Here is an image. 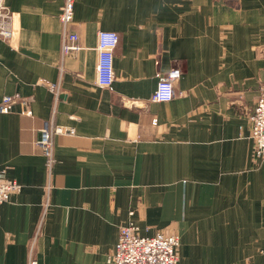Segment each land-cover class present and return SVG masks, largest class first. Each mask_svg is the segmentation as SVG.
<instances>
[{
	"label": "crops",
	"instance_id": "obj_1",
	"mask_svg": "<svg viewBox=\"0 0 264 264\" xmlns=\"http://www.w3.org/2000/svg\"><path fill=\"white\" fill-rule=\"evenodd\" d=\"M2 1L18 33L0 37V102L18 99L0 112V170L21 189L0 204V264H27L33 240L38 264H110L131 222L177 234L178 264H264L249 117L264 83V0H76L81 49L69 55L62 0ZM99 30L119 35L109 87L95 83ZM173 66L172 99L152 101ZM46 121L75 129L53 137L51 178L36 144Z\"/></svg>",
	"mask_w": 264,
	"mask_h": 264
},
{
	"label": "built area",
	"instance_id": "obj_2",
	"mask_svg": "<svg viewBox=\"0 0 264 264\" xmlns=\"http://www.w3.org/2000/svg\"><path fill=\"white\" fill-rule=\"evenodd\" d=\"M76 0H62L59 21L62 26L61 53L69 55L81 49L78 34L69 28L74 19V5ZM18 33L15 16L8 10L0 0V37L5 41H12ZM119 35L114 31L99 30L97 32V60L95 83L100 87H109L114 79L113 60L114 50L118 44ZM182 74L179 66H173L165 71L159 78L156 88L151 95L155 102H167L173 97V83ZM42 84L57 97L59 94V83L41 80ZM16 96L4 95L0 102V112L7 113L17 101ZM21 113L32 115L29 107V100L22 98ZM251 137L254 147L255 158L264 161V83L259 86L258 96L253 110L250 114ZM155 122V119H154ZM75 129L71 126L56 125L51 121L44 122L39 129V136L36 141L44 158L45 170L48 178H51L55 164L53 137L56 134H74ZM47 191L46 199L43 202L44 211L49 207L48 193L52 188L49 180L44 186ZM21 184L16 180L7 181L3 179L0 170V204L6 201L12 192H18ZM41 222L37 228L36 238L40 232ZM35 240L30 245L27 264H38L37 258L33 255ZM179 237L175 233L157 231L152 235H141L134 223L122 226L119 230L118 240L114 249L107 255V262L110 264H178Z\"/></svg>",
	"mask_w": 264,
	"mask_h": 264
}]
</instances>
